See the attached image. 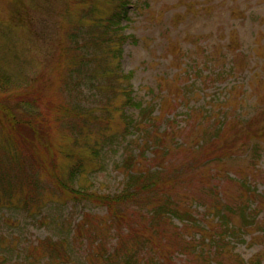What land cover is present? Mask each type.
Returning a JSON list of instances; mask_svg holds the SVG:
<instances>
[{"label": "trees", "instance_id": "1", "mask_svg": "<svg viewBox=\"0 0 264 264\" xmlns=\"http://www.w3.org/2000/svg\"><path fill=\"white\" fill-rule=\"evenodd\" d=\"M80 1L89 5L94 0ZM130 5L131 0H118L114 12L107 16H98L95 14L98 10L93 7L88 12L84 10L85 14L75 24L78 33L72 35V41L77 43L72 49H64L63 76L76 70L87 72V79L96 82L103 96L104 102L95 109H76L65 104L53 107V103L42 109L39 98L34 97L30 102L25 92L18 94L27 88L25 81L22 80L19 87V80L13 82L11 73L0 66L1 92L15 94L21 102L16 107L17 113L4 100L0 102L5 123L4 130L0 126V154H4L9 163V171H4L3 165L7 164L0 160V205H16L34 217L41 214L45 208V187L38 183L42 182L43 174H48L63 198L106 208V215L84 213L75 225L66 222V230L60 238L41 242L35 252H42L49 264H79L75 261L77 258L83 259V264H227V261L228 264H247L239 256L231 263L227 252L233 251V242L242 241L251 231L259 233L258 239L264 237V190L259 191L253 177L242 172H238L241 173L238 179L228 178L237 184L238 193L231 194L229 189L225 191L218 185L224 172L228 174V161L247 145L254 152L253 166L257 168L256 160L264 152V134L253 127L257 123L256 116L242 119V105L238 106L237 101L244 97L233 98L236 86L226 87L225 95L216 94L207 105H190L209 84L225 83L236 73L239 66L234 64H238V60L230 66L217 61L213 58L214 49L203 45L201 36L188 35L191 47L181 46L179 53L172 52L169 60L170 67H177L171 78L177 85L172 94L173 105L163 103L164 96L169 94L164 88L156 94L150 91L152 96L148 95L151 97L148 101L137 98L132 85L134 75L124 74L119 61L129 39L122 34V23L129 19ZM189 10L191 14L198 11ZM87 20L91 22L89 29L83 24ZM172 31L166 29L164 48L168 52L177 45ZM175 106L185 109L183 126L175 122L180 116L173 114ZM128 110H133L134 114H129ZM54 115L57 121L61 117L68 121L65 125L70 126L69 129H75L76 122H82L83 141L89 139L84 129L94 125L104 137V145L125 139V158L117 165L124 177L120 193L101 194L68 185L59 174L56 157H52V167L46 164L44 155L41 164L34 158L29 145L45 140L48 121ZM115 116L123 129L107 137L104 131ZM237 127L246 129L239 139L240 144L226 138ZM177 153L181 159L179 164L172 161ZM95 154H99L97 150ZM75 156L72 151L65 157ZM29 162L40 171L38 174V170H32L36 178L20 171L24 178L17 185H7L11 170H25ZM84 170L82 165L71 167V179ZM187 181L197 185L194 190L198 192L175 195L178 185L170 184ZM32 182L34 185H30ZM14 200L16 204L12 203ZM194 206H204L206 217L215 218V222L205 224L195 214ZM174 219L181 225L173 227ZM80 251L84 253L81 255ZM179 254L185 258L183 263L177 259ZM251 264H260V261Z\"/></svg>", "mask_w": 264, "mask_h": 264}, {"label": "rangeland", "instance_id": "2", "mask_svg": "<svg viewBox=\"0 0 264 264\" xmlns=\"http://www.w3.org/2000/svg\"><path fill=\"white\" fill-rule=\"evenodd\" d=\"M117 1L94 0L87 5L80 3V0H0V66L11 73L13 82L19 80V87L22 80L25 81L27 88L18 94L25 92L30 102L34 97L39 98L42 109L50 103H53V107L65 104L76 109L99 107L104 102L103 96L97 89L96 82L87 79L86 71L76 70L73 74L64 73L63 76V53L65 48L72 49L77 43L76 40L72 41V35L78 33L75 24L85 14L84 10L88 12L93 7L98 10L95 13L98 16H107L114 12ZM130 7L129 19L122 23V34L129 39L123 46L119 61L124 74L134 75L132 85L137 98L148 101L151 99L148 95L152 96L150 91L154 90L156 94L160 92V88H164L165 93L169 94L164 96L163 103L173 105L171 99L177 85L172 77L177 67L169 65L171 54L179 53L181 46L184 49L191 47L188 45V35H199L203 45H209L210 50L214 49L215 60L224 61L228 66L238 60V64L234 65L239 68L225 83L209 84L210 87L194 98L190 105H207L216 94L225 95L226 87L236 86L233 98L238 100L239 96L244 97L242 101H237L238 106L242 105V119L256 116L257 123L253 127L259 128L264 134V0H131ZM187 8H196L199 13L194 10L191 14ZM83 24L89 29L91 22L87 20ZM169 28L173 29L171 36L176 39L177 44L171 52L164 48L166 29ZM7 94L0 90V102L5 101L17 113L16 107L21 104L20 100L15 94ZM117 103L118 101L114 106ZM177 106L173 114L180 116L175 122L183 126L185 109ZM128 113L134 114V111L128 110ZM50 119L45 140L29 145L34 158L40 160L44 155L46 164L52 167V157H56L59 174L68 185L81 186L101 194L120 193L124 177L117 165L125 158V139L112 145H104V137L98 133V126L94 125L84 129L89 139L83 141L82 122L67 118L66 120L77 124L75 129H69L70 126L65 125L68 121L62 117L59 121L56 120V115ZM0 126L5 129L1 112ZM122 129L123 124L115 116L104 133L110 137ZM244 131L246 129L238 127L233 129L226 136L227 141H238L240 144V137L246 133ZM72 151L76 156L66 158V154ZM253 155L254 152L248 145L242 148L228 161V174L224 172L220 177L221 185L218 186L225 191L229 189L231 194L238 193L237 184L229 179H238L241 174L238 172H242L253 177L256 187L263 191L264 152L256 160L257 168L253 166ZM0 160L7 164L3 165L4 171H9V163L4 154H0ZM172 161L175 164L181 162L178 153L173 156ZM81 165L85 170L76 173V178L71 179V167ZM51 167L49 169L53 170ZM34 168L38 170L30 162L25 170L13 168L7 185H17L24 178L20 171L36 178V172L39 174L40 171L33 175ZM4 174L8 177L7 173ZM41 181L38 185L45 187V208L36 217L13 204L0 205V264H49L42 252H35L41 242L60 238L66 230V222L75 225L84 213L99 217L107 213L106 208L94 203L74 202L63 198L51 175L43 174ZM170 185H178L174 192L177 196L189 194V191L198 192L194 190L197 185L190 181ZM12 203L17 202L14 200ZM194 211L205 224L215 222V218L206 217L204 206H194ZM172 224L173 227L181 225L177 219ZM257 234L259 233L251 231L243 236L242 241L233 242V251L227 252L231 263L240 257L247 264L258 260L260 264H264V237L258 239ZM81 253L84 251L79 252ZM177 259L181 263L185 260L180 254ZM75 261L84 263L80 258Z\"/></svg>", "mask_w": 264, "mask_h": 264}]
</instances>
